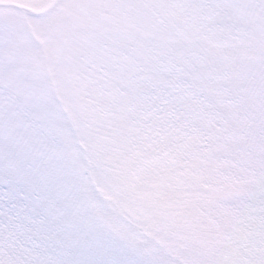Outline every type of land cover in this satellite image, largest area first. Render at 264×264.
I'll use <instances>...</instances> for the list:
<instances>
[{
	"label": "snow or ice",
	"instance_id": "1",
	"mask_svg": "<svg viewBox=\"0 0 264 264\" xmlns=\"http://www.w3.org/2000/svg\"><path fill=\"white\" fill-rule=\"evenodd\" d=\"M0 264H264V0H0Z\"/></svg>",
	"mask_w": 264,
	"mask_h": 264
}]
</instances>
